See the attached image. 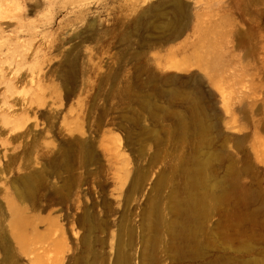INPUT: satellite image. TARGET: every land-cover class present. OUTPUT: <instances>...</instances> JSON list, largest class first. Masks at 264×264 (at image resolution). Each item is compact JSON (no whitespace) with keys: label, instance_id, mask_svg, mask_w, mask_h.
<instances>
[{"label":"rangeland","instance_id":"rangeland-1","mask_svg":"<svg viewBox=\"0 0 264 264\" xmlns=\"http://www.w3.org/2000/svg\"><path fill=\"white\" fill-rule=\"evenodd\" d=\"M1 10L0 264H264V0Z\"/></svg>","mask_w":264,"mask_h":264},{"label":"bare ground","instance_id":"bare-ground-1","mask_svg":"<svg viewBox=\"0 0 264 264\" xmlns=\"http://www.w3.org/2000/svg\"><path fill=\"white\" fill-rule=\"evenodd\" d=\"M3 10V9H2ZM2 10L0 11V13H2ZM4 12V11H3ZM5 14V13H4ZM3 13H2V15H4ZM7 14V13H6ZM1 15V14H0ZM17 222L19 223L20 222V219H17Z\"/></svg>","mask_w":264,"mask_h":264}]
</instances>
